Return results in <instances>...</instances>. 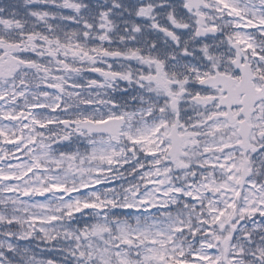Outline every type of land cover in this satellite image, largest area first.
I'll return each mask as SVG.
<instances>
[{"label":"snow or ice","instance_id":"1","mask_svg":"<svg viewBox=\"0 0 264 264\" xmlns=\"http://www.w3.org/2000/svg\"><path fill=\"white\" fill-rule=\"evenodd\" d=\"M0 264H264V0L0 4Z\"/></svg>","mask_w":264,"mask_h":264},{"label":"flooded vegetation","instance_id":"2","mask_svg":"<svg viewBox=\"0 0 264 264\" xmlns=\"http://www.w3.org/2000/svg\"><path fill=\"white\" fill-rule=\"evenodd\" d=\"M7 2H8V0H0V4L7 3Z\"/></svg>","mask_w":264,"mask_h":264}]
</instances>
